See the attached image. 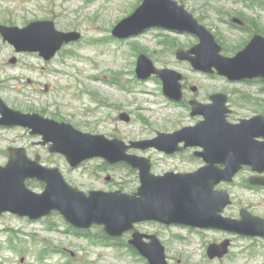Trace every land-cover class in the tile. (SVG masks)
<instances>
[{"label":"rangeland","instance_id":"obj_1","mask_svg":"<svg viewBox=\"0 0 264 264\" xmlns=\"http://www.w3.org/2000/svg\"><path fill=\"white\" fill-rule=\"evenodd\" d=\"M142 1L0 0V24L10 22L25 27L33 21L52 20L58 30H75L82 35L79 42L66 47L50 63L36 54H16L0 38L3 97L14 109L24 113L46 110V117H57L54 119L71 123L83 132L127 141H149L160 132L172 133L183 126L195 125L200 118L192 117L190 109L168 102L158 78L137 79V58L139 54H146L157 68H170L183 75L185 97L194 96L206 102L210 95L222 92L229 96L233 120L264 115V84H230L216 75L196 72L188 63L176 59L178 50L196 45L198 41L193 36L150 30L135 39L120 42L114 39L115 26L130 16ZM176 1L184 4L214 34L224 47L225 55L232 56L242 49L247 35L222 24L221 17L225 18L222 9L240 10L231 9L228 0ZM260 20L264 25V18ZM12 57L17 58L16 66L9 64ZM106 80L112 83L105 84ZM192 87H197L198 92L193 93ZM121 111L131 116L130 123L118 119ZM39 140L23 129H0V165L8 161L10 147H24L29 155L43 156L48 167L59 168L66 181L84 191L103 189L131 193L140 184L137 174L122 166L104 167L101 160L73 171L64 157L52 155L47 148L37 145ZM145 155L153 158L156 174L171 169L194 170L202 163L190 161L191 153L174 158L155 151ZM107 176L113 178L110 183L106 181ZM251 176L250 170L243 171L231 187L239 203L235 200L228 216L239 214V209L248 205L252 213L264 217V190L243 188V183ZM28 186L36 192L43 190V186L34 181H29ZM67 228L68 224L59 214L40 223L3 215L0 217V264H144L140 256L126 249L104 246L98 227L89 231V236L95 240L75 237L65 232ZM138 230L161 235L169 264H264V240L230 236L233 246L229 255L221 261H211L207 248L227 238L225 233L152 225L140 226Z\"/></svg>","mask_w":264,"mask_h":264},{"label":"water","instance_id":"obj_2","mask_svg":"<svg viewBox=\"0 0 264 264\" xmlns=\"http://www.w3.org/2000/svg\"><path fill=\"white\" fill-rule=\"evenodd\" d=\"M152 28L198 37L197 46L177 53L179 61L189 62L196 71L214 74L216 70L232 82L264 78L263 37L256 36L235 57H225L214 36L185 6L174 0H145L115 27L113 35L128 39ZM0 33L17 51L38 52L46 59H51L64 45L81 38L77 32L58 31L52 21L34 22L23 29L0 26ZM136 72L141 80L156 75L163 81L167 97L177 102L183 99V78L179 73L156 69L145 55L139 57ZM211 100L212 104L190 102L192 115L204 118L196 126L172 134L159 133L153 140L126 145L118 139L84 133L71 124L12 110L0 99V126L31 129L32 134L43 136L44 144L51 143L52 153L65 156L72 168H78L87 160L102 158L110 164L127 163L139 171L141 180V187L132 195L120 191H93L86 195L71 187L58 169H46L29 160L25 149L11 148L8 164L0 166V216L10 212L39 220L58 211L76 228L101 225L113 238L121 237L132 230L134 224L145 221L264 237V219L243 212L240 221L222 217L221 213L230 203L229 197L226 192L215 191L221 182H231L243 166H250L254 172H264V142L258 140L264 139V117L255 116L231 124L227 120L230 112L226 106L227 96L216 94ZM122 119L129 121L130 118L124 114ZM180 143H185V147L203 148L204 152L197 155L207 166L191 174L155 176L149 159L127 154L133 148L143 151L156 148L173 154ZM28 180L45 183L44 192L38 194L30 190L26 185ZM250 182L264 185V178H252ZM144 237L135 233L130 243L150 264H168L165 247L159 239L150 236L151 242L147 244ZM230 244L226 240L210 245L209 257L223 258Z\"/></svg>","mask_w":264,"mask_h":264},{"label":"flooded vegetation","instance_id":"obj_3","mask_svg":"<svg viewBox=\"0 0 264 264\" xmlns=\"http://www.w3.org/2000/svg\"><path fill=\"white\" fill-rule=\"evenodd\" d=\"M229 3V7L231 9H240L239 12L238 11H231V10H227V11H224V9H222L223 11H221L222 15L225 16V18H227V20H225V23H224V26L226 28H236L237 30L241 31L242 33L246 34L247 37H246V40L244 41V45L245 46L248 41L251 40V38L255 35H262L264 37V25L261 23L262 20H260V18H264V0H228ZM248 17H252L253 19L252 20H249ZM232 18H239L241 20V24L240 26H236L234 25L232 22H231V19ZM0 25H6V26H11V27H14L16 26L15 24H10V22H4V23H1ZM1 38V37H0ZM4 45H8L7 43H3ZM1 44H0V48H1ZM16 59V57H14ZM17 61V59H16ZM1 85H4L3 83H0ZM2 88V87H1ZM5 89H8V87H5ZM0 97L11 107V108H14L12 104H10L4 97H3V94L1 93V89H0ZM14 100V98H13ZM232 115L233 113L229 116V120L232 122V123H237L239 121H235L232 119ZM248 119V118H247ZM2 129V128H0ZM30 134V133H29ZM41 140V138H40ZM38 141L36 144L37 145H40L41 141ZM43 148H47V147H43ZM195 150L194 149H187L181 153H178L174 156H167V157H171V158H174V157H181L183 156L184 154L186 153H193ZM194 156V155H193ZM192 155H190V161L192 160H196L195 157H193ZM28 157L29 159L33 160V161H36L37 159H39V163L45 167H48L46 164H45V161H44V157L39 155L38 153L35 154V155H29L28 154ZM203 165V164H202ZM201 165V166H202ZM199 166V167H201ZM198 167V168H199ZM198 168L194 169V170H189V171H177V170H173L174 172L176 173H191L195 170H197ZM249 168H244V170H242L239 174H241L243 171L245 170H248ZM239 174L236 176L238 178ZM110 179L112 178L111 176L109 177ZM236 178V179H237ZM231 183H222L220 186H218L217 190H227L230 195H231V198H232V201H233V205L228 207L226 209V212H225V215H227V212L230 208H232L234 206V203H235V200L238 202L237 199H235V195L233 194L232 192V189L231 187L233 186V184L235 183V180ZM244 185H245V182H244ZM246 189L250 190V191H255V190H264V188L262 187H252V186H249V185H246L244 186ZM257 190V191H258ZM242 208L244 209H247L248 211H250L252 208H250L248 205L247 207H241L239 209L240 213L242 211ZM251 212V211H250ZM252 213V212H251ZM229 217H233V218H239V214H235V215H230ZM159 235V234H158ZM144 264H148L147 262L144 261Z\"/></svg>","mask_w":264,"mask_h":264}]
</instances>
